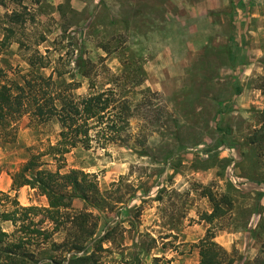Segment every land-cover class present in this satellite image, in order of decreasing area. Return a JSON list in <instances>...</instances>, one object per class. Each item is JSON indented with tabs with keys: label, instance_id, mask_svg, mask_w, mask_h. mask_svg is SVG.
Instances as JSON below:
<instances>
[{
	"label": "rangeland",
	"instance_id": "1",
	"mask_svg": "<svg viewBox=\"0 0 264 264\" xmlns=\"http://www.w3.org/2000/svg\"><path fill=\"white\" fill-rule=\"evenodd\" d=\"M241 3L264 11L257 0H22L26 10L16 0L0 5V39L9 35L0 64L10 79L21 81L30 70L26 48L36 47L51 61L40 72L59 68L58 82L76 87V96L90 92V79L95 90L117 85L120 93L131 92L133 136L107 148L77 146L62 169H80L95 184L88 201L74 199L71 207L92 212L95 236L107 235L104 261L194 264L208 228L214 234L244 231L252 215L257 226L247 230L260 254L249 260L232 249L223 264L264 263V217L257 216L264 213L257 204L264 193V53L258 54L264 41ZM14 9L25 14L24 23L7 21ZM59 131L55 118L36 123L22 117L16 141L0 149V190L23 206H47L34 188L11 190L10 174L30 148L55 143Z\"/></svg>",
	"mask_w": 264,
	"mask_h": 264
},
{
	"label": "trees",
	"instance_id": "2",
	"mask_svg": "<svg viewBox=\"0 0 264 264\" xmlns=\"http://www.w3.org/2000/svg\"><path fill=\"white\" fill-rule=\"evenodd\" d=\"M6 2L0 0V5L6 6ZM16 2L22 10L27 9L22 0ZM24 15L14 9L7 21L24 23ZM6 31L12 34L13 28L8 27ZM8 37L4 35L0 39V58L9 47ZM44 40L45 36L41 35L37 42ZM26 49L30 50L27 58L30 70L21 76V81L10 79L8 70L0 64V149L16 141L18 123L24 116L36 123L55 118L60 131L55 143L30 148L32 153L28 159L10 174L11 190L24 185L34 188L46 197L47 206H23L15 195L0 190V264H110L100 254L106 251L102 244L107 235L95 236L96 223L89 221V217L94 220L92 212L77 213L71 207L74 199L88 201L87 191L95 184L87 182L88 173L80 169L64 172L62 169L66 166L65 155L77 146L89 148L96 142L107 148L133 136L129 132L135 117L131 92L122 94L117 85L95 90V83L90 79V92L76 96L72 92L76 87L58 82L62 70L54 66L48 75L40 72L51 65L45 54L36 47ZM125 85L128 84L123 80L122 86ZM263 129L264 124L259 131ZM140 137L138 134L136 139L141 145ZM49 164L55 169L45 167ZM260 195L261 192L257 197ZM223 199L231 204L226 195ZM5 223L10 224V230L4 228ZM59 231H66V235L58 241L54 234ZM214 236L208 228L196 244L198 264L225 262L228 251Z\"/></svg>",
	"mask_w": 264,
	"mask_h": 264
},
{
	"label": "crops",
	"instance_id": "3",
	"mask_svg": "<svg viewBox=\"0 0 264 264\" xmlns=\"http://www.w3.org/2000/svg\"><path fill=\"white\" fill-rule=\"evenodd\" d=\"M241 1L243 2L246 0H241ZM257 1L264 2V0H257ZM241 6H242V9L245 10L243 14H246L245 16L247 18H251V17L254 18L255 23H256L254 34L258 36L259 41L261 40V42H263L264 41V11L260 13L261 10L258 8V5L257 6L249 5L250 7L249 6L244 7V4L241 3ZM263 53H264V47H259L258 54H263ZM257 204L261 205L264 210V193L263 192H261V195L258 198ZM257 216L264 217V213H262V215L258 214ZM252 219L253 218L251 215V219L250 221H248L247 228L244 231L219 229L215 233L214 240L227 251H230L232 249H237L239 253L246 255L244 256V259L245 258H248L249 260L256 259V257H258V255L260 254V251H259L258 245L256 243L255 244L253 243L256 238L250 235L248 231V230L254 229L257 226V221L253 223ZM250 242L252 243L250 244ZM198 262H199V258L195 260L194 264H198Z\"/></svg>",
	"mask_w": 264,
	"mask_h": 264
}]
</instances>
